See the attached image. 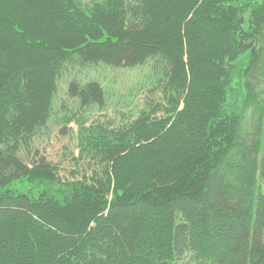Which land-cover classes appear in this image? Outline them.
Instances as JSON below:
<instances>
[{"label":"trees","instance_id":"trees-1","mask_svg":"<svg viewBox=\"0 0 264 264\" xmlns=\"http://www.w3.org/2000/svg\"><path fill=\"white\" fill-rule=\"evenodd\" d=\"M74 59L155 60L162 96L78 121L62 178L22 153ZM260 76L264 0H0V264H264ZM68 94L106 101L94 79Z\"/></svg>","mask_w":264,"mask_h":264},{"label":"rangeland","instance_id":"rangeland-1","mask_svg":"<svg viewBox=\"0 0 264 264\" xmlns=\"http://www.w3.org/2000/svg\"><path fill=\"white\" fill-rule=\"evenodd\" d=\"M89 3L91 0H82ZM158 71L155 60L135 68H112L103 64H82L74 59L67 64L58 81L53 112L48 122L39 129L31 151L22 153L27 162L43 157L50 164L57 166L62 178H69L77 164L74 157L78 155L77 129L78 121L114 122L120 124L129 116L134 118L140 109L152 102L161 101L160 89L156 87ZM100 81L106 92L105 105L83 107L79 100L72 99L68 87L72 80ZM258 81V93L264 98V77ZM251 116H248V125ZM81 172V171H80ZM80 172H75L79 174ZM82 173V172H81ZM19 184L15 183V187ZM264 190V180H261ZM24 188H28L26 185Z\"/></svg>","mask_w":264,"mask_h":264}]
</instances>
